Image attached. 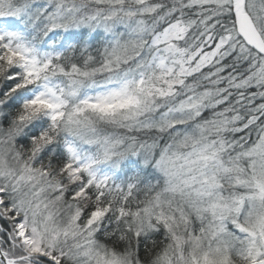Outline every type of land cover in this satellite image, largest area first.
I'll use <instances>...</instances> for the list:
<instances>
[{"label":"snow or ice","instance_id":"1","mask_svg":"<svg viewBox=\"0 0 264 264\" xmlns=\"http://www.w3.org/2000/svg\"><path fill=\"white\" fill-rule=\"evenodd\" d=\"M0 264H264V0H0Z\"/></svg>","mask_w":264,"mask_h":264}]
</instances>
